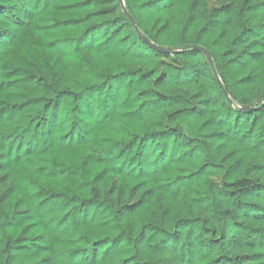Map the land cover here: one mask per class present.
Listing matches in <instances>:
<instances>
[{"label": "trees", "instance_id": "trees-1", "mask_svg": "<svg viewBox=\"0 0 264 264\" xmlns=\"http://www.w3.org/2000/svg\"><path fill=\"white\" fill-rule=\"evenodd\" d=\"M0 264H264V0H0Z\"/></svg>", "mask_w": 264, "mask_h": 264}, {"label": "rangeland", "instance_id": "rangeland-1", "mask_svg": "<svg viewBox=\"0 0 264 264\" xmlns=\"http://www.w3.org/2000/svg\"><path fill=\"white\" fill-rule=\"evenodd\" d=\"M207 3V6H215L218 4V0H205Z\"/></svg>", "mask_w": 264, "mask_h": 264}, {"label": "water", "instance_id": "water-1", "mask_svg": "<svg viewBox=\"0 0 264 264\" xmlns=\"http://www.w3.org/2000/svg\"><path fill=\"white\" fill-rule=\"evenodd\" d=\"M122 1V4H123V0H121ZM131 21H133V19L131 18Z\"/></svg>", "mask_w": 264, "mask_h": 264}]
</instances>
